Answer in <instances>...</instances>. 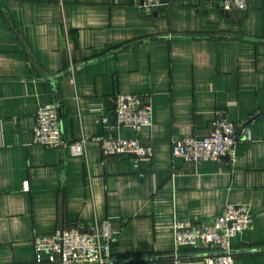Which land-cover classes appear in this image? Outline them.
Wrapping results in <instances>:
<instances>
[{"label": "crops", "instance_id": "1", "mask_svg": "<svg viewBox=\"0 0 264 264\" xmlns=\"http://www.w3.org/2000/svg\"><path fill=\"white\" fill-rule=\"evenodd\" d=\"M117 94L147 98L152 125H117ZM49 103L60 148L34 142ZM218 114L238 125L234 157H173V141L208 134ZM97 135L137 138L153 155L136 167L96 142L71 153ZM229 204L251 215L233 264H264V0L232 12L213 0H0V264H36V235L103 219L118 235L108 264H205L215 251L176 247L174 223Z\"/></svg>", "mask_w": 264, "mask_h": 264}, {"label": "built area", "instance_id": "2", "mask_svg": "<svg viewBox=\"0 0 264 264\" xmlns=\"http://www.w3.org/2000/svg\"><path fill=\"white\" fill-rule=\"evenodd\" d=\"M169 0H144V6L153 10ZM224 12L244 11L249 0H213ZM115 119L119 126L140 130L152 125L151 102L140 94H117L113 98ZM108 124L109 119L104 118ZM238 125L223 114L213 121L212 130L204 136H189L172 142L173 157L189 163L218 162L224 157H234L239 141ZM251 139V132L246 131ZM34 142L49 148H60L66 143L61 129L56 103L44 104L36 114L33 130ZM88 142L101 146L105 156L132 158L135 166L153 155L151 145L137 138H122L112 135L81 137L69 144L73 155H85ZM251 224L247 205L229 204L224 213L201 224L176 221L174 235L176 247H193L200 244L212 248L215 254L205 256V264H233L234 253L231 240L246 231ZM118 235L112 229L110 219L96 221L92 227H62L50 234H38L33 240L36 264H108L112 258L113 244ZM177 264H182L177 262Z\"/></svg>", "mask_w": 264, "mask_h": 264}, {"label": "water", "instance_id": "3", "mask_svg": "<svg viewBox=\"0 0 264 264\" xmlns=\"http://www.w3.org/2000/svg\"><path fill=\"white\" fill-rule=\"evenodd\" d=\"M197 246H201L200 244H198Z\"/></svg>", "mask_w": 264, "mask_h": 264}]
</instances>
